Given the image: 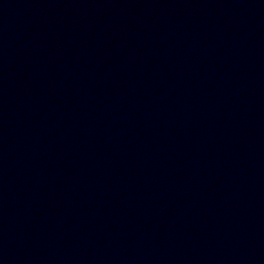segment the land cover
Listing matches in <instances>:
<instances>
[{
    "label": "water",
    "instance_id": "water-1",
    "mask_svg": "<svg viewBox=\"0 0 264 264\" xmlns=\"http://www.w3.org/2000/svg\"><path fill=\"white\" fill-rule=\"evenodd\" d=\"M0 264H264V0H0Z\"/></svg>",
    "mask_w": 264,
    "mask_h": 264
}]
</instances>
